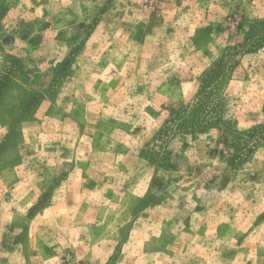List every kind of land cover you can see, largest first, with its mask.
I'll list each match as a JSON object with an SVG mask.
<instances>
[{
	"label": "clouds",
	"instance_id": "1",
	"mask_svg": "<svg viewBox=\"0 0 264 264\" xmlns=\"http://www.w3.org/2000/svg\"><path fill=\"white\" fill-rule=\"evenodd\" d=\"M4 5L0 65L16 57L7 63L21 61L40 84L26 89L39 103L20 121L14 152L0 155V264H264V220L256 223L264 214V140L247 135L264 126V45L241 47L251 28L264 25V0ZM85 9L92 18L85 20ZM93 18L79 51L56 38L70 39L73 23ZM6 36L13 42L5 44ZM230 50L238 53L234 67L213 98L221 110L209 117L222 123L181 130L173 113H192L210 90L201 91L209 70ZM229 125L253 150L236 170L228 162L236 148L222 139ZM10 132L0 119V147Z\"/></svg>",
	"mask_w": 264,
	"mask_h": 264
},
{
	"label": "rangeland",
	"instance_id": "2",
	"mask_svg": "<svg viewBox=\"0 0 264 264\" xmlns=\"http://www.w3.org/2000/svg\"><path fill=\"white\" fill-rule=\"evenodd\" d=\"M96 14L100 12V9L94 10ZM7 13V6H0V17L3 15H6ZM93 13L89 12L87 9H85V20L92 18ZM246 23V21L244 22ZM95 26V19L93 18V23L91 25H88L86 23H80L78 26L73 23L72 28L69 30L74 29V34L71 36V38H67L66 34L64 32L59 33L57 39L65 40L67 39V42L70 45H74L73 52L79 51L80 48L83 47V37L84 39L87 38V35L90 33L92 28ZM47 27V25H45ZM239 28H243V23L238 25ZM31 26H26L23 38L27 39L28 35L30 34ZM218 31H225L227 30L223 26H217ZM207 33H201L200 38L206 39ZM137 38H142V34H140ZM40 37H36L31 41L33 46H38ZM13 42L12 36H6L4 37V43L10 44ZM79 42V43H78ZM264 45V25H258L250 29L245 44L241 45V47L248 46L249 50L255 49L258 46ZM238 54L235 52V50H230L228 53L225 54L224 57L221 58L220 61L217 62L213 66L212 69L208 72V79L204 80V87L201 89L202 92L205 91V89H210L207 92V95L204 96L201 99V102L193 109L192 113L188 116H185L183 114V110L180 112L173 113V116L175 119L181 120V124L179 125L181 130H187L188 128H191L193 131H205L207 128L212 126H219L222 122L219 119H216L214 121H210L209 117L213 113H217L221 110V105L217 104L214 107L213 105V98L218 91L220 87V83L223 82V79L226 78L228 73L231 71V67H234L232 65L230 67L229 61H231L232 56ZM16 60V57L13 56H6L5 61L6 63L4 65H0V119L7 120L8 123L11 125V132L10 135L6 138L5 143L2 147H0V155L3 154V152H6L8 150H12L14 152L15 146L17 142L21 139V134L18 131V126L20 121L30 118L31 113L29 109L32 107L33 104L36 102L39 103V96L34 91H27L26 89L30 87L33 84H40V78L36 77L35 80H29L28 79V73L24 72L23 70V63L21 61H15L16 65H10L7 62ZM69 60L67 63H70ZM54 76L52 80L49 83V92L53 96H55V90L56 86L59 84L61 77L59 75V69L53 70ZM218 81L220 83H218ZM15 91L16 95H13V92ZM37 100V101H36ZM34 111V109H33ZM167 127L163 129L162 131L167 132ZM227 135H234L235 140L232 144L228 143ZM249 140H251L254 137L259 136L261 140H264V126L262 127H254L252 128L249 133L247 134ZM226 147H234L236 148V152L234 155H231L229 158V165L233 170L240 169L243 164L250 159L252 149H247V151L244 150L242 147V144L246 145L247 141L243 140V137L239 133H233L231 126L225 127V136L222 137ZM259 143V140L257 141ZM143 155L148 156L150 159H152L155 162V157L152 153H142ZM215 155V152L212 153ZM19 161V157L16 156L13 159L6 160L7 165L15 164ZM162 166L169 167L170 165L167 164V156L165 157V160L162 162ZM229 177L228 175H225L224 182L227 183ZM252 179H256V177H252ZM48 187V191L44 194L45 196L50 195L52 191V187L55 186V183ZM154 184H159V181H154ZM153 197L149 196L146 201H142L140 206H144L145 204L152 202ZM45 205L43 203L37 205V208H43ZM134 211H139V207L134 209ZM31 216V213L29 214ZM264 220V214H262L260 217L257 218L256 223H259L260 221ZM225 229H221V232H223ZM26 235V233H25ZM126 236V231H125ZM24 237L21 236L18 238L23 239ZM119 255V248L117 249L116 256ZM116 256L113 257V260L116 258Z\"/></svg>",
	"mask_w": 264,
	"mask_h": 264
}]
</instances>
